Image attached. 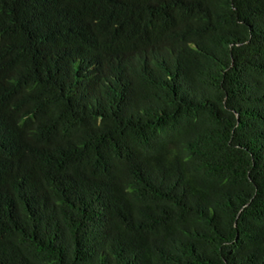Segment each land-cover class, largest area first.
<instances>
[{
    "label": "trees",
    "instance_id": "1",
    "mask_svg": "<svg viewBox=\"0 0 264 264\" xmlns=\"http://www.w3.org/2000/svg\"><path fill=\"white\" fill-rule=\"evenodd\" d=\"M0 264H264V0H0Z\"/></svg>",
    "mask_w": 264,
    "mask_h": 264
}]
</instances>
